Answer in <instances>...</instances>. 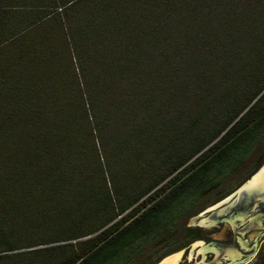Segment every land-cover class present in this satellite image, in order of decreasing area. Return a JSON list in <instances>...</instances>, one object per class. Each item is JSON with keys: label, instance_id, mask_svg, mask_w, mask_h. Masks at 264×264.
Segmentation results:
<instances>
[{"label": "trees", "instance_id": "16d2710c", "mask_svg": "<svg viewBox=\"0 0 264 264\" xmlns=\"http://www.w3.org/2000/svg\"><path fill=\"white\" fill-rule=\"evenodd\" d=\"M263 163L264 0H0V264H156Z\"/></svg>", "mask_w": 264, "mask_h": 264}, {"label": "rangeland", "instance_id": "374dc122", "mask_svg": "<svg viewBox=\"0 0 264 264\" xmlns=\"http://www.w3.org/2000/svg\"><path fill=\"white\" fill-rule=\"evenodd\" d=\"M263 165L264 163L261 166ZM260 189H264V185ZM236 200L235 197L229 203L223 204L222 207L225 210L222 213V218L212 226L203 228L206 239L197 240L188 249H184L179 261L181 264H251L255 260L260 242L258 241L259 231L254 230L246 233L240 230V227L248 222L251 216L239 219V215L230 210L236 204ZM258 200L257 197L256 203L259 202ZM254 206L250 209V213ZM211 213L208 212L207 216ZM235 230L241 232L236 234V241L238 240L239 243L233 239ZM217 243L226 245L237 243V246L235 249L225 250L223 247L215 245Z\"/></svg>", "mask_w": 264, "mask_h": 264}, {"label": "water", "instance_id": "95a60500", "mask_svg": "<svg viewBox=\"0 0 264 264\" xmlns=\"http://www.w3.org/2000/svg\"><path fill=\"white\" fill-rule=\"evenodd\" d=\"M264 171V165L261 166L254 174H252L245 182H243L237 190L229 194L228 196L224 197L223 199L219 200L215 204L209 206L199 214L191 217L189 219L188 225L190 226H200L202 228H207L212 226L213 224L217 223L222 218V213L225 210V208L222 207L223 204L229 203L232 199L236 197L235 205L231 207L230 210H235V212L239 211V208L244 205L247 201H249L251 198L255 199L256 197H261L264 200V189H260L257 191L256 185L259 177L262 175V172ZM264 185V184H263ZM261 188V187H260ZM251 199V200H252ZM208 212H212L210 215L207 216ZM217 245V244H215ZM233 249L235 247L233 246ZM184 252L183 250L171 253L164 258H162L158 263L156 264H167L169 258H171L173 255H178L179 259L175 264H181L180 258Z\"/></svg>", "mask_w": 264, "mask_h": 264}, {"label": "flooded vegetation", "instance_id": "af4514ba", "mask_svg": "<svg viewBox=\"0 0 264 264\" xmlns=\"http://www.w3.org/2000/svg\"><path fill=\"white\" fill-rule=\"evenodd\" d=\"M261 186L262 185H260L258 188H256L257 191L260 190ZM251 199L249 201H247L246 203H244V205H242L239 208L238 212H235V210H233V211L235 212V214L239 215V219L244 218V217H248V215L251 216L249 221L240 227L241 228L240 230H242L246 233H249V232L254 231V230L259 231V233H258L259 234L258 235L259 236L258 241H260L258 244V250H259L260 244L264 240V200L261 197H258L259 202L256 203L257 197L255 199H252V200ZM254 204H255V206H254ZM253 206H254V209L250 213L249 211ZM237 233H241V232L236 231V230L234 231V238L233 239L235 241H236V234ZM236 242L239 243L238 240ZM237 243L230 244V245L217 243V246L223 247V249L228 250V249H233V246L236 248ZM258 250H257V252H258Z\"/></svg>", "mask_w": 264, "mask_h": 264}, {"label": "bare ground", "instance_id": "6f19581e", "mask_svg": "<svg viewBox=\"0 0 264 264\" xmlns=\"http://www.w3.org/2000/svg\"><path fill=\"white\" fill-rule=\"evenodd\" d=\"M264 184V171L262 172V175L259 177L257 181L256 188H258L260 185ZM179 257L178 255H173L171 258H169L167 264H175L178 261Z\"/></svg>", "mask_w": 264, "mask_h": 264}]
</instances>
